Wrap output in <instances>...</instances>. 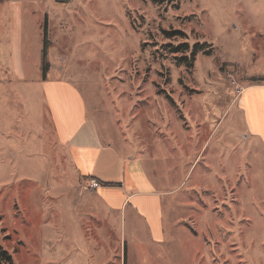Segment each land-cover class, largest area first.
I'll return each mask as SVG.
<instances>
[{"label": "rangeland", "instance_id": "1", "mask_svg": "<svg viewBox=\"0 0 264 264\" xmlns=\"http://www.w3.org/2000/svg\"><path fill=\"white\" fill-rule=\"evenodd\" d=\"M16 15L26 82L0 85V264H124V244L126 264H264V142L239 96L264 77V0H0V36ZM46 31L102 142L165 193L162 242L78 185L40 87Z\"/></svg>", "mask_w": 264, "mask_h": 264}, {"label": "crops", "instance_id": "2", "mask_svg": "<svg viewBox=\"0 0 264 264\" xmlns=\"http://www.w3.org/2000/svg\"><path fill=\"white\" fill-rule=\"evenodd\" d=\"M15 19L11 33L7 37L0 36V85L12 87L26 82L21 66V26L18 15ZM3 46L7 47V51ZM52 51L50 47V71L46 81L40 79V87L61 145L75 151L78 185L85 178H92L99 184H115L114 187L101 186L95 190L97 197L111 213L118 211L123 214L131 206L139 218L145 219L152 240L162 242L166 237L165 219L162 215L165 193L153 189L142 160L133 157L125 160L114 147L102 142L95 122L89 119L80 90L59 80L58 77L64 70L59 68L60 63H56V66L51 64ZM26 91L30 92L28 89ZM30 94L31 92L29 96ZM239 94L247 110L248 132L264 142V86L246 87ZM246 99L250 102L248 108ZM248 114H251V119ZM125 247L124 244V257Z\"/></svg>", "mask_w": 264, "mask_h": 264}, {"label": "trees", "instance_id": "3", "mask_svg": "<svg viewBox=\"0 0 264 264\" xmlns=\"http://www.w3.org/2000/svg\"><path fill=\"white\" fill-rule=\"evenodd\" d=\"M167 36H176V35H182L185 36V34L181 32H166L165 33ZM49 48H50V42L48 40V31L45 33V39H44V47H43V55H42V64H41V72H42V80L46 81L47 80V75L50 71V61H49ZM188 45H181L178 48L174 49L175 52H185L187 51ZM205 49L204 45H195L193 49V54L190 57H180L177 58L178 64L180 65L181 63H185L189 68L194 67V63L196 60V54L199 50ZM249 85L248 87L251 86H264V77H254L249 79ZM87 181L92 179V178H85ZM102 187H114L115 184L113 183H100ZM125 257L127 258V249L125 247ZM126 258H125V264H126Z\"/></svg>", "mask_w": 264, "mask_h": 264}, {"label": "built area", "instance_id": "4", "mask_svg": "<svg viewBox=\"0 0 264 264\" xmlns=\"http://www.w3.org/2000/svg\"><path fill=\"white\" fill-rule=\"evenodd\" d=\"M100 187H101V185L94 179L88 180V183H87V186H86L87 189H93V190H97Z\"/></svg>", "mask_w": 264, "mask_h": 264}]
</instances>
